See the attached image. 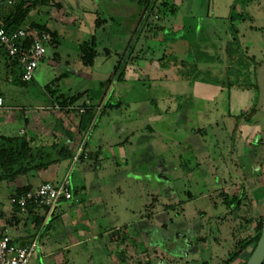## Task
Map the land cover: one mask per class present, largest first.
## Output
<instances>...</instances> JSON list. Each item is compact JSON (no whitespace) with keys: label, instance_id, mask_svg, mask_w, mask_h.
I'll return each instance as SVG.
<instances>
[{"label":"rangeland","instance_id":"1","mask_svg":"<svg viewBox=\"0 0 264 264\" xmlns=\"http://www.w3.org/2000/svg\"><path fill=\"white\" fill-rule=\"evenodd\" d=\"M15 1L19 0H0V14L1 10L9 13ZM25 1L28 4L33 0ZM168 1L177 10L159 21L164 29L147 41L151 34L143 26L141 33H136L137 40L133 38L136 49L131 56H139L144 63L151 62L150 69L137 68L142 80L118 87L124 106L119 111L122 116L117 117L118 122L112 120L117 124H108L112 109H107L92 131L96 141L93 147H101L104 156L99 154L100 160L98 156L96 159L88 156L78 162H84L85 169L79 166L71 169V179L84 178L89 188H106L104 216L98 217V223L106 230L119 225L118 232L126 244L112 245V248L122 251L119 255L124 256V264H223L241 238L254 234L257 220L264 219L263 204L253 203L247 193H241L240 187L230 188L220 183L221 180L235 183L236 178L256 181L261 175L252 169L249 158L240 154V146L236 151L233 148L245 122L251 121L252 126L264 129V0ZM232 13L235 33L229 21ZM141 14L139 5L129 0H52L49 6L33 9L24 27L37 22L63 34L59 46L47 44L45 57L50 60L56 53L64 56L75 43L79 51L80 43L89 40L95 30L97 50L102 56L107 47L119 49L122 55L133 31L138 29ZM155 14L153 21L162 16ZM54 16H62L63 21ZM179 28L180 32H173ZM148 46L154 49V55ZM164 49L174 53L180 62L186 61L181 69L191 74L189 84H175L178 82L176 68L158 69L157 59ZM1 54L0 89L8 96L6 105L27 108L43 102V86L52 84L57 73L54 67L46 66L43 83L36 78L27 85L12 84L7 76L18 81L20 71L10 69L6 64L11 60ZM109 58L116 59L114 54ZM195 66L201 72L198 77L193 74ZM229 69L239 72L240 77L230 76ZM41 70L42 62L37 74ZM127 70L132 78L137 77L131 66ZM167 73L175 80L163 76ZM197 80L211 84L218 81L224 89L216 99L203 102L198 112L197 127L204 131L203 136L198 131L189 134L188 124L178 113L186 114L195 104L192 88ZM232 81L235 82L233 91L228 86ZM89 82L95 87V82ZM243 97H247V102H241ZM117 98L113 96V102ZM144 106H149L150 111ZM158 109L165 112L163 118L149 117ZM136 111L138 117L134 120ZM248 116L252 117L247 119ZM20 125L13 122L3 133L16 134ZM78 129L76 146L90 131ZM195 140L200 144L188 150ZM99 141L103 143L101 146ZM127 141L132 142L130 149L141 154L129 153L117 166L111 153ZM180 161L186 164H178ZM258 187L264 195V189L261 185ZM120 190L123 192L119 193ZM255 194L261 195L260 191ZM234 195L240 196L242 205L227 203ZM9 202V192L0 183V204L8 207ZM167 206L171 208L166 210ZM111 238L116 240V236ZM105 239L108 240V235ZM253 249L254 245L249 246L232 264H245ZM65 259L75 262L70 264H114L106 250L94 249L93 242L65 253Z\"/></svg>","mask_w":264,"mask_h":264},{"label":"crops","instance_id":"2","mask_svg":"<svg viewBox=\"0 0 264 264\" xmlns=\"http://www.w3.org/2000/svg\"><path fill=\"white\" fill-rule=\"evenodd\" d=\"M7 13V11L4 12V10H1L0 20L7 15ZM54 17L55 19H60L61 22L63 21L62 16ZM49 29H53V31L58 33L59 43L55 47L59 46L63 34L54 28L50 27ZM179 29L176 31H179ZM95 33L93 32L92 34ZM77 47L78 46L75 43L70 50L68 49L69 52L65 53L64 56L60 53H56L52 59L53 61L46 57L44 58L42 62V70L38 74L36 71L33 80L38 78L40 82L43 83L45 68L49 64L54 67L57 73L51 85L43 86V91L45 92L43 102L38 105L27 108L6 105V102H8V96L5 93H1L3 91L0 89V96L4 98V105L0 108L1 111L3 110V112H0V137L25 135L27 138L33 140L32 146L34 148L53 150L54 147L56 148L63 145L74 154L77 147V142L75 140L76 133L79 132L78 127L80 128V109L84 108V103L97 104L99 102L98 95L101 92L100 83L107 80L113 74L114 66L118 60V54H120L119 49H111L110 55H98L95 58L93 65L91 67H86L79 59V51ZM125 49L126 48L124 47L122 51ZM135 49L136 48H134V52ZM1 53L5 55L4 50L0 47V56L2 55ZM112 54L116 57L115 61L114 59L112 60L109 58L112 57ZM99 60L100 64H98ZM150 64L151 62L144 63L142 58L135 63H129L127 67L131 66L133 73H135L137 77L132 78L126 67L123 81L114 79L107 88L102 90L103 95L105 96H101L103 100L100 104L103 108H105L106 104H118L115 108H107L109 110L112 109L111 113L108 114V117H110V119L108 118L110 121V123L108 122L109 125L117 124L112 120L117 119L118 122L119 118L117 117L122 116L120 115L122 113L119 111L123 108L124 103L120 98L121 92L120 90L118 91V87L122 84H133L141 81L142 77L139 75L140 70H137V68H141V70L150 69L148 66ZM6 65L12 70L20 71L21 68L14 66L12 62L9 61H7ZM157 67L159 69V64ZM166 75L167 74L163 76ZM168 76L170 75L168 74ZM7 78L9 83L16 84L17 80L13 77L7 76ZM147 78H149L148 75ZM161 78V76H158V80H161ZM171 78L175 80V78ZM89 80L95 82V87L90 85ZM179 82L189 84L190 80L178 77V82L175 84H178ZM234 85L230 88L232 91ZM192 90L195 92V104H193L191 109L195 114L190 111L191 109L188 110L186 114L183 112L181 113V111L178 113L180 118L188 124L186 130L188 129L189 134H191L192 131H198L202 135L204 134V131L197 127L199 125L198 112H200V108L206 101L216 99L221 93H223L224 89L219 83L212 82L211 84L203 80H197L194 81ZM78 94H81V97L74 104L68 105L64 108L59 104L60 96L68 98ZM113 96L118 97L115 102L112 100ZM199 101L202 103L200 104ZM241 102H247V97L241 98ZM130 103L135 104L133 101ZM250 105L251 104L249 103V106ZM126 108H130V106L127 105ZM143 108L150 111L149 106H144ZM107 109H105L97 118L95 126L99 125L100 120L102 119V116L104 117L106 114L105 112ZM152 111L150 113H152ZM163 113L165 112L158 109V111H155V114H151L149 117L152 119L154 117L155 119L160 120V118H163ZM77 115L80 117H77ZM134 116V120H136L138 117L137 111ZM250 117L252 116H248L247 119H250ZM13 122H20L21 124L17 129L16 134L9 135L8 133H3ZM250 122L251 121H248L247 124L245 122L244 126L240 129V133L238 132L236 137H239V139L234 141L233 149L236 151V147L240 146V154L247 156L250 165L253 166L252 169L256 172H261V175L256 181L246 178L240 181L236 178L235 180H237V182L235 181V183L234 181L224 180H221L220 183L223 186L226 185V187L228 186L230 188L240 187L241 193H247L253 203L257 202L264 205V195H262L263 190L258 187V185H261L264 189V129L257 125L252 126ZM198 141L195 140L192 142L188 150L193 147V145L200 144ZM243 141H245V145L242 144ZM95 142L96 141H94L91 132L90 138L87 139V149L90 153L91 159H96L98 156V159L100 160L101 155L104 156V151L101 147H93ZM99 144L101 146L103 143L99 141ZM125 145L128 146L124 147ZM130 148H133V145L132 142L128 141L124 143L123 147L114 148L111 153L113 160L117 162L120 159L125 160L129 153L131 156L141 154L137 151L134 152ZM128 150L130 152H128ZM99 154L101 155L99 156ZM237 156L239 155L237 154ZM123 163H125V161ZM148 164H151V162ZM178 164L183 166L186 162L180 161ZM237 164L238 163H236V165ZM84 165H86L84 162L82 164L73 163L72 158H69L54 163L47 169L31 171L25 175L19 176L13 181H0V183H4V189L9 192L10 199L11 196L20 189H32L46 181L58 183L66 177L70 180L73 190V199L70 201H61L53 208L45 207L22 211L13 206L11 202H9L10 204L8 207L0 204V226L3 227L13 241L22 245L33 240L38 242L35 254V264L75 263L73 260L67 262L65 259V253L69 254L72 249H77L79 246H82V244L87 242H93L94 249L98 251L106 250L107 254H110L114 264H124L123 262H125L123 259L124 256H122V254L119 255L122 251L112 248V245L126 244V239L118 232L119 225L115 224L114 227H110L106 230L98 223V217L104 216L105 201L103 192L106 188H102L101 186L98 188H89L86 185L87 182L84 178H81L79 180L80 182L76 181V179H71V169H74L77 166L85 169ZM116 165L118 166L119 162ZM172 165L176 166V164ZM174 170L176 171V167ZM258 191H260L261 195L257 197L255 193ZM121 192H123V190L119 191V193ZM105 235H108V240L105 239ZM112 235L116 236V240L111 238ZM76 256L78 257V254H76Z\"/></svg>","mask_w":264,"mask_h":264},{"label":"trees","instance_id":"3","mask_svg":"<svg viewBox=\"0 0 264 264\" xmlns=\"http://www.w3.org/2000/svg\"><path fill=\"white\" fill-rule=\"evenodd\" d=\"M52 0H33L30 3H26L25 0H19L13 2L12 8L10 12L5 15L0 22L2 23L3 27L8 31L12 32L20 27H24V24L30 14V12L38 8L39 6H49L51 4ZM132 2H136L139 7L142 10V14L140 16V19L138 21V29H135L133 31L132 38L128 41L126 49L124 50V54H118V60L114 66L113 74L105 81L100 83L101 92L98 95V103L96 104H87L84 103V112L81 113V119H80V130L81 131H87L88 129L89 134L88 138L91 136V132L95 126V123L97 121V118L100 116V114L109 108H115L118 106V104H106L105 108L101 106V101L103 100L101 96L103 95V89L107 88L108 85H110L114 79H117L118 81H123L125 76V69L129 63H135L140 58L138 56L132 57L131 55L134 52V46L136 43V40L139 35H136L137 31L141 33L142 27L144 26L146 29H148V32H150L151 35L147 36V41L157 35L159 31H162L164 27L159 23L163 18H165V15L168 13H175L177 8L176 5L173 3H170L168 0H129ZM58 5V4H57ZM234 7V6H233ZM159 13L161 18L157 16L156 20L153 21L151 18L153 17V14ZM156 15V14H155ZM234 19L233 13L229 17L230 21V27L232 32H236V28L233 26L232 21ZM99 23L97 24V26ZM30 27L35 28L36 30L40 32H47L51 36L50 45L56 46L59 43L58 40V33L56 31H52L49 29L46 25H42L37 22H30ZM183 28V27H182ZM176 31V33L180 32ZM136 35V37H135ZM135 38V39H133ZM97 34H93L89 40L83 41L79 45V59L82 62V64L86 67H91L94 63L95 58L98 55H101L99 51L97 50ZM134 40V41H133ZM135 42V43H134ZM26 45H29V42L26 43ZM148 49L153 51L154 55V49L151 46H148ZM233 52V51H232ZM111 49L110 48H104V55H110ZM206 53V52H203ZM207 55V53H206ZM207 57V56H206ZM210 60V58H207ZM206 59V61H207ZM12 64L14 66L21 67L18 61V58H11L10 59ZM159 61V69H174L176 71V74L178 77L181 76L182 79H190L191 74L183 72L181 67L186 66L185 62H180L177 60V57H175L174 53L171 51H167L164 49L163 55L157 59ZM154 61V60H153ZM232 69L228 70V73L230 76L233 74L239 78L241 74L239 72H233ZM21 71L20 68V77H18V83L19 84H27L21 80ZM200 71L197 69V66L193 68V74L195 77H198L200 75ZM207 73V72H206ZM168 76V73L165 77ZM219 83L218 81H211ZM229 83V89L235 84ZM220 84V83H219ZM223 87L222 85H220ZM103 95L102 97H104ZM81 97V94L71 96L68 98L60 96V102L59 104L61 107H66L68 105L74 104L79 98ZM98 108H100L98 110ZM103 108V109H102ZM254 111V110H253ZM252 111V112H253ZM254 113V112H253ZM32 139L27 138L25 135H15V136H1L0 137V181H13L19 176L25 175L31 171H38L42 169H47L50 165L60 162L65 159L73 158V155L66 147L63 145L60 147H54L53 150H44L42 148H34L32 146ZM87 149V143L85 145ZM88 151V149H87ZM89 152V151H88ZM90 156V153H89ZM30 188H24L17 190L14 194L20 195L23 192L29 190ZM13 194V195H14ZM226 199V198H225ZM227 200V199H226ZM227 203L230 205L236 204L238 206L242 205V200L240 196H233L232 201H227ZM19 208V207H17ZM171 207L167 206L166 210L170 209ZM20 209V208H19ZM29 209H36L33 207H29ZM47 209V208H46ZM40 222V221H39ZM255 226V232L254 234L250 235L249 237L241 238L237 245L235 246V250L232 252V254L229 256V258L223 263V264H232L236 257L242 253L245 249H247L251 245H256L261 230L264 226V219L260 218L257 220ZM253 251V250H252ZM264 264V263H263Z\"/></svg>","mask_w":264,"mask_h":264},{"label":"built area","instance_id":"4","mask_svg":"<svg viewBox=\"0 0 264 264\" xmlns=\"http://www.w3.org/2000/svg\"><path fill=\"white\" fill-rule=\"evenodd\" d=\"M11 3V1H9ZM51 36L47 32H40L33 27H20L8 32L0 22V47L9 59L18 58L21 66V80L25 83L35 78L39 64L43 62L47 44ZM29 42L27 46L26 43ZM4 105V98L0 96V108ZM100 108H98L99 110ZM84 109H80L83 113ZM88 136L76 147L72 158L73 163L87 159L89 152L85 145ZM73 199L70 180L66 177L55 183L46 181L39 186L29 189L20 195L14 194L10 198L13 206L26 211L33 208H53L61 201ZM38 242L33 240L25 245L16 243L0 226V264H35V254Z\"/></svg>","mask_w":264,"mask_h":264},{"label":"water","instance_id":"5","mask_svg":"<svg viewBox=\"0 0 264 264\" xmlns=\"http://www.w3.org/2000/svg\"><path fill=\"white\" fill-rule=\"evenodd\" d=\"M264 263V226L260 237L245 264H263Z\"/></svg>","mask_w":264,"mask_h":264},{"label":"flooded vegetation","instance_id":"6","mask_svg":"<svg viewBox=\"0 0 264 264\" xmlns=\"http://www.w3.org/2000/svg\"><path fill=\"white\" fill-rule=\"evenodd\" d=\"M96 31V30H95ZM51 41V40H50ZM81 109H84V108H81Z\"/></svg>","mask_w":264,"mask_h":264}]
</instances>
